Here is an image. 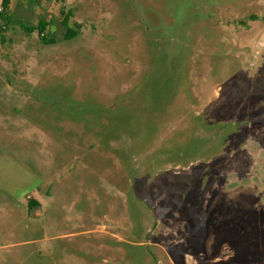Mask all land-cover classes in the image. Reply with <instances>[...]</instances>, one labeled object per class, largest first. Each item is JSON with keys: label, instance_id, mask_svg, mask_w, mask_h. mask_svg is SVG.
I'll return each instance as SVG.
<instances>
[{"label": "rangeland", "instance_id": "rangeland-1", "mask_svg": "<svg viewBox=\"0 0 264 264\" xmlns=\"http://www.w3.org/2000/svg\"><path fill=\"white\" fill-rule=\"evenodd\" d=\"M7 14L0 264H264V0Z\"/></svg>", "mask_w": 264, "mask_h": 264}, {"label": "trees", "instance_id": "trees-1", "mask_svg": "<svg viewBox=\"0 0 264 264\" xmlns=\"http://www.w3.org/2000/svg\"><path fill=\"white\" fill-rule=\"evenodd\" d=\"M10 3H11V0H4V12L3 13H0V15L2 16V18L4 19V22H6V24H9L10 22V17L8 16L7 14V10H9V6H10ZM6 12V13H5ZM68 20L65 22V25L67 27V32L65 34V39L66 40H71V39H74L76 38L78 35H79V31L70 27V25L68 24ZM51 23H54V21H52ZM50 27V23H48L47 21L45 20H41L40 23L35 26V27H30V26H27L26 24H22V28L24 30H26L28 33H34V32H38L39 35L41 36V40L47 44V45H50V44H53L55 43L53 39H50V37H47L45 32L47 30V28ZM4 27H1V31ZM30 208L33 209L34 207L36 206H39L38 202L34 201L32 202L30 205Z\"/></svg>", "mask_w": 264, "mask_h": 264}, {"label": "built area", "instance_id": "built-area-1", "mask_svg": "<svg viewBox=\"0 0 264 264\" xmlns=\"http://www.w3.org/2000/svg\"><path fill=\"white\" fill-rule=\"evenodd\" d=\"M4 12V0H0V13Z\"/></svg>", "mask_w": 264, "mask_h": 264}]
</instances>
